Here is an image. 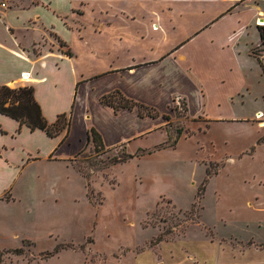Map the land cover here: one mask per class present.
<instances>
[{
    "label": "crops",
    "instance_id": "crops-1",
    "mask_svg": "<svg viewBox=\"0 0 264 264\" xmlns=\"http://www.w3.org/2000/svg\"><path fill=\"white\" fill-rule=\"evenodd\" d=\"M4 1L8 6L0 8V85L32 86L46 120L53 123L64 113L68 126L52 137L0 113V199L10 195L4 178L16 165L45 164L68 176L77 174L75 158L95 144L89 138L91 128L100 135L102 149L127 150L137 141L136 152L127 153L131 158L143 156L151 151L141 139L164 130L177 97L185 100L186 112L195 118L190 116L192 103L220 109L243 104L255 80L264 77L262 55L254 54L264 48V24L257 23L264 20V0ZM111 93L157 115L141 116L137 107L115 110L101 102ZM260 112L251 116L254 119L197 116L209 129L217 121L258 123ZM172 247L167 249L178 255L172 264H254L242 261L251 257L264 261V248L216 240L191 241L189 248L197 259L181 261L178 247ZM158 257L149 248L127 252L123 263L114 260L158 264Z\"/></svg>",
    "mask_w": 264,
    "mask_h": 264
},
{
    "label": "rangeland",
    "instance_id": "rangeland-1",
    "mask_svg": "<svg viewBox=\"0 0 264 264\" xmlns=\"http://www.w3.org/2000/svg\"><path fill=\"white\" fill-rule=\"evenodd\" d=\"M254 54L264 61V48ZM255 84L234 107L192 103L195 118L176 98L164 130L141 139L151 151L143 156H128L137 141L127 150L94 144L75 158L79 174L45 164L9 169L10 195L0 199V264H118L115 257L149 248L158 264H172L178 255L169 246L178 247L181 261L197 259L191 241L264 248V117L208 129L197 116H264V77Z\"/></svg>",
    "mask_w": 264,
    "mask_h": 264
},
{
    "label": "trees",
    "instance_id": "trees-1",
    "mask_svg": "<svg viewBox=\"0 0 264 264\" xmlns=\"http://www.w3.org/2000/svg\"><path fill=\"white\" fill-rule=\"evenodd\" d=\"M261 38L264 43V29L261 28ZM261 65L264 73V61H261ZM101 102L106 105L113 106L115 110L119 108H134L137 107L139 114L142 116L147 114L149 116H156L157 112L153 109H149L141 103H137L124 97L120 93H111L104 95L101 98ZM0 113L10 116L13 119L19 121L20 126L26 125L32 131L36 129H42L46 131L49 136H57L68 126V119L66 114H61L57 117L56 121L49 123L42 113V109L35 99L34 88L32 86H20L11 88L7 85H0ZM169 119V117H166ZM179 133H182L180 130ZM179 136V135H178ZM89 138L93 139L96 145L101 144L100 135L95 129L91 128L89 131ZM177 137L169 146H174L178 142ZM132 157V155H128ZM125 161V158H119ZM207 176H210L207 171ZM206 182V181H205ZM201 193L205 191V187H201L199 190ZM159 238L157 240L160 241ZM19 251V250H18Z\"/></svg>",
    "mask_w": 264,
    "mask_h": 264
},
{
    "label": "built area",
    "instance_id": "built-area-1",
    "mask_svg": "<svg viewBox=\"0 0 264 264\" xmlns=\"http://www.w3.org/2000/svg\"><path fill=\"white\" fill-rule=\"evenodd\" d=\"M8 4L6 1L4 0H0V8H7ZM260 16H262V14H260ZM257 23L259 25H263L264 24V20H258ZM178 98V97H177Z\"/></svg>",
    "mask_w": 264,
    "mask_h": 264
},
{
    "label": "bare ground",
    "instance_id": "bare-ground-1",
    "mask_svg": "<svg viewBox=\"0 0 264 264\" xmlns=\"http://www.w3.org/2000/svg\"><path fill=\"white\" fill-rule=\"evenodd\" d=\"M25 78H27V75H25ZM259 117L263 116L262 112L258 114Z\"/></svg>",
    "mask_w": 264,
    "mask_h": 264
}]
</instances>
